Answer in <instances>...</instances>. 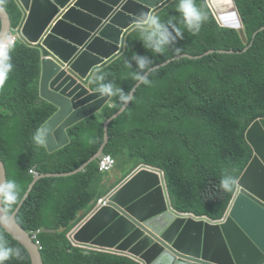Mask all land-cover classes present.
Returning a JSON list of instances; mask_svg holds the SVG:
<instances>
[{"label":"trees","instance_id":"obj_1","mask_svg":"<svg viewBox=\"0 0 264 264\" xmlns=\"http://www.w3.org/2000/svg\"><path fill=\"white\" fill-rule=\"evenodd\" d=\"M177 3L173 0L160 10L163 20L176 17L179 23ZM0 4L13 27L19 28L23 13L17 0H0ZM195 4L206 16L197 35L185 30L183 40L158 56L143 48L134 30L125 51L99 69L106 82L127 93L137 85L132 77L135 64L126 67L135 53L149 56L156 67L180 55L200 57L217 51L200 59L183 58L153 72L127 112L111 123L105 152L118 160L125 155L138 158L139 165L163 171L177 210L217 221L229 213L237 190V184L232 191L223 190L220 180L229 173L238 183L254 157L248 130L264 119V0H234L242 29L226 27L211 0H195ZM1 28L0 19V32ZM232 50L236 54L221 52ZM9 55L14 67L0 89V155L9 180L20 188L12 216L37 174L72 173L88 162L105 141L107 120L123 106L113 97L100 115L72 126L71 142L59 151L51 152L47 143L38 147L33 134L56 114L54 105L41 103L42 52L22 39ZM107 175L101 173L97 160L80 174L46 178L36 185L18 221L34 237L38 235L45 264H144L124 253L80 245L70 237L104 198L96 185L106 188ZM0 241L18 250L5 264H33L26 247L1 223Z\"/></svg>","mask_w":264,"mask_h":264},{"label":"water","instance_id":"obj_2","mask_svg":"<svg viewBox=\"0 0 264 264\" xmlns=\"http://www.w3.org/2000/svg\"><path fill=\"white\" fill-rule=\"evenodd\" d=\"M172 1L17 0L23 13L17 33L41 50L40 96L56 108V114L43 128L51 152L69 145L72 126L102 113L112 101L113 97H101L95 91L93 77L125 51L134 30V18L141 12L158 13ZM235 12L239 25L225 26L242 29L241 16ZM0 19L3 41L16 29L2 4ZM221 52L236 54L234 50ZM215 53L213 50L200 57L180 55L154 69L183 58L200 59ZM142 85H136L134 97ZM133 101L107 120L105 141L88 162L72 173L38 175L19 209L10 215L11 220L1 223L26 247L33 264H45V260L36 237L18 221L21 209L41 180L80 174L100 160L110 142L111 123L125 114ZM247 138L254 157L237 183L233 203L224 219L215 221L177 210L164 172L142 164L101 200L88 220L76 229L74 240L94 249L133 256L144 264H264V119L251 125ZM6 180L8 168L0 155V183Z\"/></svg>","mask_w":264,"mask_h":264},{"label":"clouds","instance_id":"obj_3","mask_svg":"<svg viewBox=\"0 0 264 264\" xmlns=\"http://www.w3.org/2000/svg\"><path fill=\"white\" fill-rule=\"evenodd\" d=\"M176 11L180 14L179 23L176 17L163 20L155 11L141 12L134 18L133 28L137 34L136 40L141 42L143 48L151 52V54L158 56L166 55L168 50L173 48L178 40L184 39L185 30L192 35H197L201 31L206 16L201 9L196 6L195 0H178ZM10 47L11 44L7 38L0 41V89H3L5 86L9 73L14 67L9 55ZM176 51L179 52L180 49L176 48ZM133 63L135 64L136 70L132 73V77L137 82V86L140 84L148 85L150 83L148 77L155 71L152 66V58L147 55L135 53L130 61H126V67L133 68ZM93 83L96 85L95 91L99 93L101 97H118L123 107H127L135 98V88L130 89L126 93L120 86L112 82H106L105 74L100 70L96 71L93 77ZM46 138V132L42 129H37L32 136V141L36 146L42 147L46 143ZM33 171L32 174H37L36 171ZM236 184V177L229 173H225L220 180V187L225 191H232ZM19 202L20 188L16 181L6 180L0 183V205H2L0 206V223L7 224V222L11 220L10 212ZM14 254L18 255V250L8 247L3 241H0V264H5Z\"/></svg>","mask_w":264,"mask_h":264},{"label":"rangeland","instance_id":"obj_4","mask_svg":"<svg viewBox=\"0 0 264 264\" xmlns=\"http://www.w3.org/2000/svg\"><path fill=\"white\" fill-rule=\"evenodd\" d=\"M214 2H215V0H211V4L213 7H214ZM216 11H217V9H216ZM139 162H140V160L138 158H132L128 155L123 156L120 160H118V164L115 167V169L111 172H108V175L105 178L106 188H101L98 186V184L96 185L97 194L99 196H104V198H107L111 194L110 193L111 183L108 184L107 180L110 181L112 179L114 182H116V180H119L121 178V177L120 178L118 177V172L120 170L123 172L124 176L126 175L125 179H127L134 171H136V169L139 168V166H140ZM101 200L99 201V203L101 202Z\"/></svg>","mask_w":264,"mask_h":264},{"label":"built area","instance_id":"obj_5","mask_svg":"<svg viewBox=\"0 0 264 264\" xmlns=\"http://www.w3.org/2000/svg\"><path fill=\"white\" fill-rule=\"evenodd\" d=\"M221 22L224 24V25H227L226 22L221 19ZM237 28V27H235ZM19 30L16 29L15 32H12L8 37H7V40L10 41V44H11V47H10V50L16 46V44L19 42V40H21V35L19 33H17V31ZM118 164V160L117 158L112 155V154H105L101 159H100V171L101 173L103 174H106L107 172H111L115 169V167L117 166ZM34 172V171H33ZM36 237V240L38 242V244L40 245L41 249H43L42 247V242L41 241H38V235L35 236Z\"/></svg>","mask_w":264,"mask_h":264},{"label":"crops","instance_id":"obj_6","mask_svg":"<svg viewBox=\"0 0 264 264\" xmlns=\"http://www.w3.org/2000/svg\"><path fill=\"white\" fill-rule=\"evenodd\" d=\"M217 2H221L222 5H219V4H218L219 6H217V4H216ZM214 5H215V7L217 8V10H218V11H221V12H223V11H227V10H229V9H235V5H234V1H233V0H215ZM159 12H160V11H159ZM159 12H158V13H159ZM133 31H134V30H133ZM133 31H132V32H133ZM130 35H131V34H130ZM129 37H130V36H129ZM128 39H129V38H128ZM41 103H47V102L41 100ZM100 114H101V113H100ZM100 114H98V115H100ZM98 115H96V116H98ZM125 176H126V175H125ZM125 176H124L123 172L120 170V171L118 172V177H119V178L121 177L119 180H116V182H114L112 179H111L110 181L107 180L108 184L111 183V190H110L111 192H110V193H112L113 191H115V190L120 186V184L123 183V182L126 180V179H125ZM120 180H121V181H120ZM95 210H96V209H95ZM95 210H94V211H95ZM94 211H93V212H94ZM93 212H92V213H93ZM92 213H91V214H92ZM91 214H90V215H91ZM90 215H89V216H90ZM89 216H88V217H89ZM88 217H87V218H88ZM87 218L84 220L85 222L88 220ZM84 221H83V222H84ZM83 222H82V223H83ZM82 223H81V224H82ZM81 224H80V225H81ZM80 225H79V226H80ZM79 226H78V227H79ZM78 227H77V228H78ZM75 231H76V230H75ZM75 231H74V232H75ZM74 232H73V234H74ZM73 234H71L70 237H72ZM72 238L74 239V237H72ZM74 241H75V240H74ZM75 242H76V241H75ZM76 243H77V242H76ZM78 244H79V243H78ZM80 245H82V244H80Z\"/></svg>","mask_w":264,"mask_h":264},{"label":"bare ground","instance_id":"obj_7","mask_svg":"<svg viewBox=\"0 0 264 264\" xmlns=\"http://www.w3.org/2000/svg\"><path fill=\"white\" fill-rule=\"evenodd\" d=\"M216 4H217V6L222 5L221 2H217ZM235 11H236V9H229V10L223 11V12L219 11V13H220L219 16L227 24H230L231 26H238L239 22H238V18L236 16V12Z\"/></svg>","mask_w":264,"mask_h":264}]
</instances>
